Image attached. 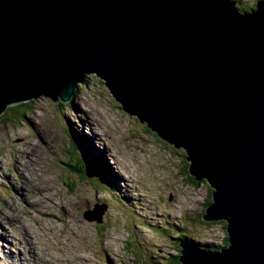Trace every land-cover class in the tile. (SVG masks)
Listing matches in <instances>:
<instances>
[{
    "label": "water",
    "instance_id": "1",
    "mask_svg": "<svg viewBox=\"0 0 264 264\" xmlns=\"http://www.w3.org/2000/svg\"><path fill=\"white\" fill-rule=\"evenodd\" d=\"M254 6L0 0V114L39 96L67 102L95 74L124 112L183 148L189 174L212 190L202 219L224 220L228 244L180 240L179 264H264V0ZM105 209L85 218L101 222Z\"/></svg>",
    "mask_w": 264,
    "mask_h": 264
},
{
    "label": "rangeland",
    "instance_id": "2",
    "mask_svg": "<svg viewBox=\"0 0 264 264\" xmlns=\"http://www.w3.org/2000/svg\"><path fill=\"white\" fill-rule=\"evenodd\" d=\"M231 1L249 7L257 0ZM83 77L68 109L39 96L28 100L24 117L0 122V264H176L184 238L218 250L226 228L199 220L212 190L206 179L195 183L182 173L184 150L124 112L95 74ZM71 134L97 167L101 149L111 174H72L80 154ZM156 148L162 166L151 161ZM126 184L141 194L134 203ZM102 203V221L87 220ZM151 213L162 214L151 220L160 225L146 223Z\"/></svg>",
    "mask_w": 264,
    "mask_h": 264
},
{
    "label": "trees",
    "instance_id": "3",
    "mask_svg": "<svg viewBox=\"0 0 264 264\" xmlns=\"http://www.w3.org/2000/svg\"><path fill=\"white\" fill-rule=\"evenodd\" d=\"M255 4H253V5H250L249 7L247 6V5H244V4H237L236 6H235V8L239 11V12H250V11H252L253 9H255V6H254ZM79 89H81V88H79ZM77 92H78V88L76 87L75 88V90H74V93H73V96L71 97V98H73L76 94H77ZM71 98L67 101V102H63L62 100H57L58 101V104H60V106H61V108H67L68 109V107H69V104L71 103ZM30 102H33V100H31ZM30 102H28L27 100L26 101H22V102H18V103H13V104H11V105H9V106H7V108L5 109V111L3 112V113H1L0 114V122L2 121H6V120H9V119H14V117H24V111H25V108L30 104ZM137 120V119H136ZM137 121H139V120H137ZM140 122V121H139ZM140 123H142V122H140ZM145 124V123H144ZM146 125V124H145ZM146 127H148L147 125H146ZM149 128V127H148ZM150 129V128H149ZM151 130V129H150ZM82 148H86V147H84V143L83 144H79ZM171 145V144H170ZM164 146H166V148L167 149H169V150H171L170 149V147L166 144V143H164ZM168 146V147H167ZM175 147V146H174ZM177 148V147H176ZM183 149V148H182ZM184 150V149H183ZM85 154L87 155V156H89V153H86L85 152ZM179 154L182 156V160H183V162L184 163H186L187 164V162L185 161V156H186V154H185V150H184V153H182V152H179ZM102 163V162H101ZM89 165L94 169V171H95V175H96V173H98L99 172V170H101L102 169V171H103V173L106 175V173H105V170H104V168L106 167V165L104 166V165H102V167H97V166H95V164H93L92 162H90L89 163ZM97 167V168H96ZM187 166L185 165V168H184V170L182 171V173L183 174H185V176L190 180V181H193V182H195V183H198V181H196L195 179H194V177L193 176H191L190 174H189V172H188V170H187V168H186ZM72 174H75V175H77V176H79L80 178H81V175H83L82 173L84 172V165H83V163H82V161L80 160V158H76V160H74V164L71 166V171H70ZM84 176V175H83ZM210 197H211V193H210ZM208 203L210 204L211 203V200H208ZM207 203V204H208ZM208 204V205H209ZM205 211V210H204ZM202 216H203V213H202V215L200 216V218H199V220H201L202 219ZM198 220V221H199ZM203 220V219H202ZM201 220V221H202ZM215 222H220V223H222L223 225H222V227L224 226V228H225V221L224 220H218V221H215ZM202 223H204V221H202ZM226 235V234H225ZM227 235L223 238V245H221V246H226L227 244H228V240H227ZM185 239V238H184ZM186 240H189V241H194V239L193 240H190V239H188V238H186ZM196 244H198V245H200L201 243H198V242H195ZM207 249H209L210 247H212L213 246V244L212 243H202ZM220 248V247H219ZM219 248H218V250H219ZM179 255V254H178ZM178 255H176V257H175V263L176 264H179V261H178ZM156 263L155 264H160L158 261H155Z\"/></svg>",
    "mask_w": 264,
    "mask_h": 264
},
{
    "label": "bare ground",
    "instance_id": "4",
    "mask_svg": "<svg viewBox=\"0 0 264 264\" xmlns=\"http://www.w3.org/2000/svg\"><path fill=\"white\" fill-rule=\"evenodd\" d=\"M86 120H87V118H86ZM81 135V137H84L86 140L88 139V136L86 135V134H80ZM96 139H98V138H96ZM149 148H151L150 146H148ZM158 148H156V149H153V151H151V149H149L150 150V153H151V161H152V163L154 164V165H160V166H162L163 165V162L162 161H160V157H161V153H160V151L159 150H157ZM99 156L103 159V158H105V155H104V152L103 151H101V149L99 150ZM155 156H154V155ZM106 167H107V169H108V171H109V173L111 174V166L109 165V164H106ZM113 172H114V175H113V177H115V169H113L112 170ZM126 172V171H125ZM120 178L122 179V181L123 182H125V180H126V178H125V176H124V174L123 173H121L120 174ZM114 179H118V177L116 176ZM44 187V186H43ZM188 187V186H187ZM17 188V190L19 191V186H17L16 187ZM126 193H124V196L129 200V201H131L132 203H134L136 200H137V198L138 197H141V194H140V192L135 188V189H132L131 187H130V185L129 184H126ZM42 189V188H41ZM43 199V198H42ZM28 200V199H27ZM30 203V202H29ZM145 210H147V207H146V209ZM162 216V214H160V213H158L157 215H155V216H153V213H151V214H149L147 217L150 219V220H155V219H157V218H159V217H161ZM142 217H146V215H144V214H142ZM37 230V229H36ZM28 231V230H27ZM33 236V235H32ZM34 240V239H33ZM33 244V243H32ZM35 244V243H34ZM31 248V247H30ZM34 250V249H33ZM115 252H117L118 251V249L117 248H115V250H114ZM89 264H93V263H89ZM112 264H115L114 263V261L112 262Z\"/></svg>",
    "mask_w": 264,
    "mask_h": 264
},
{
    "label": "clouds",
    "instance_id": "5",
    "mask_svg": "<svg viewBox=\"0 0 264 264\" xmlns=\"http://www.w3.org/2000/svg\"><path fill=\"white\" fill-rule=\"evenodd\" d=\"M70 139L72 140V134L70 135ZM74 139H75V138H74ZM76 142H77V141H76ZM77 143H78V142H77ZM78 145H79V143H78ZM79 146H80V145H79ZM77 149H78V148H77ZM80 149H81V151L83 150V148H82L81 146H80ZM78 150H79V149H78ZM82 153H83L84 156L88 159L89 162H92V163H93V158L95 157V155L92 156V155L89 154V156H87V155L85 154L84 150L82 151ZM79 154H80V153H79ZM98 157L100 158V160H101V162H102V165L105 166V165L107 164V163H104V161H105L104 159H105V158L102 159V158L99 156V154H98ZM80 160H81V157H80ZM81 161H82V160H81ZM82 163H83V162H82ZM96 168H97V167H96ZM104 170H105V171H108L107 167H105ZM94 172H95V171H94ZM94 175H95V173H94ZM85 176H86V175H85ZM86 177H87V176H86ZM110 179H111V175H110V177H109V180H110ZM106 189H108V188H106ZM102 204H104V203H102ZM105 205H106V204H105ZM106 208H107V206H106ZM105 210H106V209H105ZM149 221L151 222L152 226L160 225V224H156V223L154 224L151 220L146 221V223H148ZM184 240H186V239H184ZM221 247H224V246H221ZM221 247H220V248H221ZM220 248H219V249H220ZM178 249H179V251H180V247H179ZM214 251H216V250H214ZM151 264H155V263L151 262Z\"/></svg>",
    "mask_w": 264,
    "mask_h": 264
}]
</instances>
